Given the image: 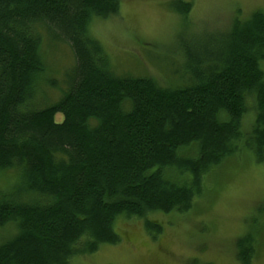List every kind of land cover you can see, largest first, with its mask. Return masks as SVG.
Returning a JSON list of instances; mask_svg holds the SVG:
<instances>
[{"label": "trees", "instance_id": "trees-1", "mask_svg": "<svg viewBox=\"0 0 264 264\" xmlns=\"http://www.w3.org/2000/svg\"><path fill=\"white\" fill-rule=\"evenodd\" d=\"M119 6L0 0V173L16 171L0 190V229L13 228L0 241V264H71L116 244L117 219L143 220L158 234L147 217L188 212L204 177L227 158L247 150L264 162V10L235 18L200 52L185 50L189 84L167 89L116 76L91 37V23ZM171 7L186 18L191 3ZM40 29L68 44L74 65L58 100L38 108ZM235 248L236 260L251 264L253 236Z\"/></svg>", "mask_w": 264, "mask_h": 264}, {"label": "rangeland", "instance_id": "rangeland-1", "mask_svg": "<svg viewBox=\"0 0 264 264\" xmlns=\"http://www.w3.org/2000/svg\"><path fill=\"white\" fill-rule=\"evenodd\" d=\"M175 1L120 0L116 16L91 23L89 33L116 76L149 77L167 89L188 86L185 50L200 52L209 38L227 33L235 18L244 21L264 10V0H182L191 3L184 18L171 7ZM39 33L45 72L36 93L45 94L36 96L38 108L58 100L74 65L68 44L50 39L44 29ZM251 113L250 105L245 126ZM15 175L1 172L0 190ZM147 219L161 227L158 234L147 230L143 220L117 219L116 244H103L92 254L72 258L71 264H241L235 246L247 234L255 240L251 264H264V162L242 150L204 177L202 194L188 212ZM12 235L10 226L0 229V241Z\"/></svg>", "mask_w": 264, "mask_h": 264}]
</instances>
